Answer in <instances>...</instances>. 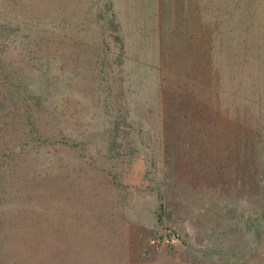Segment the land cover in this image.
I'll list each match as a JSON object with an SVG mask.
<instances>
[{
	"label": "rangeland",
	"instance_id": "obj_1",
	"mask_svg": "<svg viewBox=\"0 0 264 264\" xmlns=\"http://www.w3.org/2000/svg\"><path fill=\"white\" fill-rule=\"evenodd\" d=\"M16 21L0 264H264V0H0Z\"/></svg>",
	"mask_w": 264,
	"mask_h": 264
},
{
	"label": "trees",
	"instance_id": "obj_2",
	"mask_svg": "<svg viewBox=\"0 0 264 264\" xmlns=\"http://www.w3.org/2000/svg\"><path fill=\"white\" fill-rule=\"evenodd\" d=\"M17 23H14V24H16V25H18V26H15L14 28H13V26L11 25L12 23H10V26H0V34H6L4 37H3V40L5 39V40H7V42L6 43H11L10 42V40L9 39H13V38H15V39H17V38H19V37H25V36H28V33L26 32V31H22L23 32V34H19V22L18 21H16ZM11 29H13L14 30V32L11 34ZM7 33H10V34H7ZM3 36V35H2ZM2 40H0V42H1ZM13 42V41H12ZM5 50V48L3 49V47L1 46V44H0V70H1V68L2 67H5L6 65H7V63L2 59V53L1 52H3ZM32 65V64H31ZM26 75H30V74H28V73H25L24 75H22V74H20L19 73V71H17V72H15L14 74H7V73H4V74H1L0 73V83L1 84H4V86L5 87H7L12 93H16V94H19V90H20V86L22 85V79H24V81H25V76ZM35 74H33V76H34ZM49 75V74H48ZM50 76V75H49ZM30 89V88H29ZM2 93H0V109L1 110H3V94L1 95ZM27 94V93H26ZM20 95V94H19ZM16 97V101H20V102H24V101H26V102H28L26 99H29V95L27 94L26 95V97L25 96H23V97H18V96H15ZM11 98V97H10ZM12 101V100H11ZM16 101H14L13 103H15V105L16 106H18V104H17V102ZM24 106H25V108H26V112H31L30 111V106H27V104H24ZM32 115H34L33 113H32ZM27 116L29 117L30 115L29 114H27ZM3 126V125H2ZM1 126V127H2ZM252 147H253V149H254V151H255V153H256V155H257V162H258V164L256 165V167H255V175H258L260 172L258 171V167H260V165H261V163H263V161L261 160L260 161V158H261V156L259 155V154H261L260 152H261V146L259 145V144H257V145H252ZM8 150H12L11 148L9 149L8 148ZM255 154H253V156H254ZM259 158V159H258ZM1 240H3V239H1ZM0 240V241H1Z\"/></svg>",
	"mask_w": 264,
	"mask_h": 264
},
{
	"label": "built area",
	"instance_id": "obj_3",
	"mask_svg": "<svg viewBox=\"0 0 264 264\" xmlns=\"http://www.w3.org/2000/svg\"><path fill=\"white\" fill-rule=\"evenodd\" d=\"M148 244L151 248H158L162 246L176 247L181 244V239L178 233L168 227L165 231L149 237Z\"/></svg>",
	"mask_w": 264,
	"mask_h": 264
}]
</instances>
